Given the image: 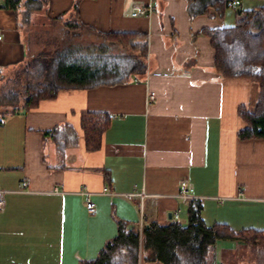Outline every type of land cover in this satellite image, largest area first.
Instances as JSON below:
<instances>
[{"label": "crops", "instance_id": "1", "mask_svg": "<svg viewBox=\"0 0 264 264\" xmlns=\"http://www.w3.org/2000/svg\"><path fill=\"white\" fill-rule=\"evenodd\" d=\"M133 3H149L152 10L132 16ZM204 3L46 0L38 35L50 46L70 35H91L88 42L98 45L105 42L102 33H140L146 40L145 71L115 83L61 88L35 107L1 117L0 264H79L97 255L120 222L138 231L140 220H175L176 208V221L186 224L188 203L178 196L182 180L201 201L206 225L264 230V137L237 136L245 125L237 106H254L257 85L215 71L202 29L233 23L236 11ZM74 18L82 25L72 33L62 22ZM29 39L15 12L0 6L1 78L34 53ZM150 92L154 98L148 101ZM81 112L109 116L97 146L84 145ZM63 125L58 146L47 131ZM82 186L94 202L90 213L78 192ZM104 186L112 193L103 192ZM228 241L234 240L216 241L211 264L223 248L234 247ZM146 254L140 248L139 264H160Z\"/></svg>", "mask_w": 264, "mask_h": 264}, {"label": "trees", "instance_id": "2", "mask_svg": "<svg viewBox=\"0 0 264 264\" xmlns=\"http://www.w3.org/2000/svg\"><path fill=\"white\" fill-rule=\"evenodd\" d=\"M228 0H204L220 9ZM204 3V5H205ZM0 6L12 9L21 30L38 18L45 20L46 0H0ZM76 7V3H74ZM236 19L221 27L203 28L214 52L213 67L222 78H242L255 82L257 95L250 109L243 104L237 113L245 125L237 130L240 139L264 137V0L234 7ZM41 24V23H40ZM78 18L65 20L62 26L69 32L80 30ZM42 31V27L38 28ZM40 33V32H38ZM39 36V35H38ZM105 42L80 46L59 42L28 55L0 84L1 117L18 109L35 107L41 99L53 98L61 88H83L115 83L130 73L145 71V36L134 32L102 33ZM53 41V39H52ZM46 46V45H45ZM111 47L124 50L112 53ZM80 127L85 147H94L108 125L109 116L97 112H81ZM66 125L48 130L56 145L61 146ZM201 201L192 198L187 206V223L176 220L166 224L150 221L141 232L127 229L120 222L117 233L90 259L79 264H139L140 248L145 259L160 264H211L214 245L219 239H232L264 245V230H235L226 224L206 225L201 217Z\"/></svg>", "mask_w": 264, "mask_h": 264}, {"label": "rangeland", "instance_id": "3", "mask_svg": "<svg viewBox=\"0 0 264 264\" xmlns=\"http://www.w3.org/2000/svg\"><path fill=\"white\" fill-rule=\"evenodd\" d=\"M27 26H28L27 29H24L22 33L24 37L27 36L30 37L29 39L30 51L31 52L38 51V49H40L41 47L49 48L47 44L43 45L46 39H44L43 36H40L41 34L37 36L38 32H40L38 31L39 30L38 28L40 27L44 28L42 21L38 22V18L37 20L33 19L27 24ZM62 35H63L62 32H59L58 37ZM89 37L92 38V36L91 35L89 36L88 34L70 35L68 38H66V42H70L72 44H77L80 46H87L91 44L88 42L90 40ZM8 73L9 72L4 74L2 78L0 77V84L3 82L4 76L8 75ZM228 242L229 244L231 243L232 246L234 247L232 249L223 248V250L220 252L217 264H264V245H257L252 242H238V241H228ZM236 242L239 243L240 245H237ZM208 262L210 263L212 261L208 259Z\"/></svg>", "mask_w": 264, "mask_h": 264}, {"label": "built area", "instance_id": "4", "mask_svg": "<svg viewBox=\"0 0 264 264\" xmlns=\"http://www.w3.org/2000/svg\"><path fill=\"white\" fill-rule=\"evenodd\" d=\"M240 2V0H228L227 1V5L231 6V7H236L238 5V3ZM132 10L130 12V14L132 16H136L139 14H147L152 10V6L151 4H140V3H133L132 4ZM153 74H166V72H159V71H153ZM154 98V93L150 92L148 94V101L152 100ZM22 186L25 187L26 186V182L23 181L22 182ZM102 191L105 193H112L107 187H103ZM2 192V190L0 189V193ZM79 193H81L82 195H84V207L86 209V211L88 213L92 212L94 209V202L90 199V193L84 186H82L79 191ZM178 196L186 203H188L190 201V199H192L194 196L192 195V187L191 185L186 181V180H182L180 182V189H179V193ZM3 204V198L0 195V205ZM178 213H179V208H176L173 212H172V216L175 220L178 219ZM143 227V222L140 220L137 229L140 232L141 229Z\"/></svg>", "mask_w": 264, "mask_h": 264}]
</instances>
